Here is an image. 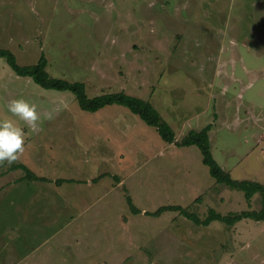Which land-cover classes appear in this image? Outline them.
I'll list each match as a JSON object with an SVG mask.
<instances>
[{"label":"rangeland","instance_id":"obj_1","mask_svg":"<svg viewBox=\"0 0 264 264\" xmlns=\"http://www.w3.org/2000/svg\"><path fill=\"white\" fill-rule=\"evenodd\" d=\"M0 48L21 65L43 53L50 76L89 98L148 101L177 141L210 124L215 161L264 184V0H0ZM17 97L42 116L38 132L19 122L25 151L0 166V264L94 263L108 249L124 264H264V221L151 214L260 208L258 193L217 183L195 145L164 141L122 105L82 110L0 57V118Z\"/></svg>","mask_w":264,"mask_h":264},{"label":"trees","instance_id":"obj_2","mask_svg":"<svg viewBox=\"0 0 264 264\" xmlns=\"http://www.w3.org/2000/svg\"><path fill=\"white\" fill-rule=\"evenodd\" d=\"M0 57L5 59L6 63L17 75L30 77L36 84L44 89L70 91L74 94L82 110L96 111L105 105H122L136 114L146 124L153 126L164 141L177 145H195L201 153L202 162L208 167L209 174L217 183L242 191L247 201H250L255 193H258L261 204L258 210H241L239 212H230L227 214H221L213 208H210L203 218L189 211L188 208H183L178 205H166L151 212L152 215H159L166 210H178L182 216L189 219L194 224L201 226H207L212 221H219L231 226L237 221L248 218L255 221H264V184L250 179L232 178L230 173L225 171L215 161L209 143L210 124L199 130L191 129L182 139L177 141L171 127L162 118L156 108L144 99L128 95L122 91L105 93L89 98L85 93L84 84L82 82L68 81L63 78L50 76L46 70L48 62L43 53L40 54L36 63L26 65L19 64L15 55L9 49L0 48ZM58 181L60 182L61 180ZM126 199L130 210L136 212V209L131 205L130 198Z\"/></svg>","mask_w":264,"mask_h":264},{"label":"clouds","instance_id":"obj_3","mask_svg":"<svg viewBox=\"0 0 264 264\" xmlns=\"http://www.w3.org/2000/svg\"><path fill=\"white\" fill-rule=\"evenodd\" d=\"M6 108L11 116L0 118V166L5 163L10 166L19 161L27 139L24 126L32 132H38L42 116L36 103L24 97L10 99ZM43 116L48 120L53 118L50 112ZM20 121L24 126H21Z\"/></svg>","mask_w":264,"mask_h":264},{"label":"crops","instance_id":"obj_4","mask_svg":"<svg viewBox=\"0 0 264 264\" xmlns=\"http://www.w3.org/2000/svg\"><path fill=\"white\" fill-rule=\"evenodd\" d=\"M223 4H224V7L228 5L227 2H225ZM212 222H214V221H212ZM207 226H209V225H207ZM202 227H205V226H202ZM122 231H124V230H122ZM121 234H124V232H122ZM106 252L109 253L110 249L106 250L105 252L103 251V252L99 253L98 257L96 256L97 259L96 258L94 259L95 260L94 263H86V264H124L125 263V261H126V257L125 256H122L121 259H119L118 257L110 256L108 260H105L103 254H105ZM83 258L85 259V261H89V260L91 261V257L88 256V255L83 256ZM127 260H129V259H127Z\"/></svg>","mask_w":264,"mask_h":264}]
</instances>
